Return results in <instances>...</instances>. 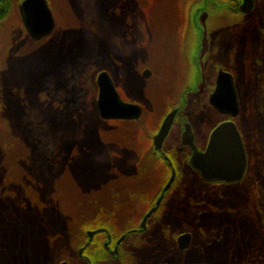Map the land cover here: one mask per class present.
I'll return each mask as SVG.
<instances>
[{
	"label": "rangeland",
	"instance_id": "374dc122",
	"mask_svg": "<svg viewBox=\"0 0 264 264\" xmlns=\"http://www.w3.org/2000/svg\"><path fill=\"white\" fill-rule=\"evenodd\" d=\"M94 1L98 11L96 15L97 25L93 27V22L88 16L91 0H54V10L59 18L61 28H63V39H60L61 42L57 43L58 46L56 48L53 44H32L22 35L14 20L10 21L1 31L0 81L2 89H0V99L4 94V84L11 86L14 83L24 84L25 82L27 88L31 90L30 86L35 83L34 89L40 94H45V102L48 105H52L53 111L60 110L61 114L64 113L67 117L69 115L67 114V108L69 107L67 102L71 101L74 111L80 115L79 121L83 124L81 129L80 126L82 124L72 118L68 126L70 129H66V133L61 131L55 137L49 132L39 133L43 135L44 141L42 144L43 152L38 153L34 157L37 163H44L45 160L51 158L52 146H54L53 148H59L66 143V145L72 147L74 145L70 142H75L76 139L81 137L82 140L79 144H74L82 149L81 152L89 150L96 131L90 128L92 125H89L90 122L88 120V115H93L89 109L92 103L90 102L92 90H88V85L86 86L83 83V77L87 75L89 80L90 76H95V66L98 68L101 66L103 68L108 67L113 70L111 78L114 80L122 98L127 99L126 93L123 91L124 86L121 84L120 58L117 53H119V48L124 42L125 31L127 32L130 28L122 25L125 22L124 17L119 12V7L113 6V1ZM137 1L146 4L148 8L153 7L155 9L157 6L168 4L167 2L159 3L158 0ZM238 2L237 12H230V9L227 10V6L223 5L222 8L216 10L215 18L208 11H205L206 14L202 11L201 18L204 20V25L197 27L200 33H198V37L196 36V42L200 43L199 50L201 53L196 59V62L199 63L195 67L201 70L199 71V81H201L202 77L203 82H205L204 86H200L201 91L209 89V83H212L214 75L216 77V73L220 69L234 76L236 84H238L237 89L243 113L241 119L245 132V135L242 134L245 137L243 138L244 145L246 146L247 154L250 155L251 152L253 157L252 159L249 156V176L254 182H251L252 184L244 182L236 188L229 189L220 187L205 189L200 182H192L191 187L194 186L195 193L202 190L208 192L203 198V202L206 205H203L199 199L202 204L201 210L196 211L195 216L197 217L193 220L187 218L186 215L190 214L188 210L178 212L180 216L186 219L178 222L177 225L173 222L172 230L174 231L175 228L184 230V224L191 226L195 224V236L191 233L193 237L192 251L184 250L179 252L178 248L179 254L174 251L173 261L171 262L173 264H264V194L259 189L264 185V0H253L252 9L248 13L242 11L243 0ZM115 3L116 1H114ZM128 19L134 25L136 24L134 17H128ZM137 19L139 21L142 19L143 21V36L151 35V38L153 36L155 39V36L160 38L165 37L167 34L165 27L159 26L160 29H158L159 24L166 23L164 22V17L158 15V12L150 14L143 8V15L138 16ZM191 29L194 30L195 28L191 27ZM187 36L193 42L194 33L191 31L189 35L187 33ZM53 43L55 44V42ZM148 45L149 49H144V54L139 59L155 63L157 69L154 66V75L149 83L145 85L148 90L136 93L139 104L145 109L144 117L135 125L130 124L129 126V128L141 129V136L143 137L142 140L136 142V160L132 163H127V168L131 166V169L126 170V172L131 176L125 179L129 180L130 185L134 186V188L139 186L141 182L143 186L151 184L154 187L162 182L166 183L169 176H171L170 171L167 172L165 167L160 164L154 167L156 172L154 169V171H151L153 168L152 162L154 161L149 157L147 159L144 157L141 169L137 165L141 158L140 153L145 154V152H149L153 148L152 135L159 130L169 106L171 104H179L180 95H189L187 94L189 91H178V85L177 89L173 90L175 88L173 87V76L172 74H165L169 73V64H165L172 61L170 60L172 57L166 53L164 55L166 59L162 63L157 64V46L155 43ZM203 45L204 48L202 47ZM199 50L198 45L195 44L192 48L193 58ZM206 52L209 58L204 60ZM146 53L147 55H145ZM106 57L111 58L107 59ZM91 59H94L93 66ZM199 60H202V65ZM179 63H181V60H179ZM179 63L176 61L175 65ZM206 65L207 68H205ZM195 67H193L194 71H197ZM86 69L89 71L88 74H84ZM177 69L178 73L182 70L183 74H177L175 79L178 78V82H187L191 71L184 76L182 64H179ZM92 70L93 74L91 75ZM190 80L196 83V72H194ZM128 90L130 89L128 88ZM192 96L191 94L190 97ZM253 97L254 106L252 108ZM189 112L192 113V111ZM251 115L254 117L255 124ZM58 117L62 121V116ZM225 117L228 116L222 115L220 117L214 115L212 121L210 120L211 124H206L205 122L206 130L214 124L213 122H218ZM248 120L255 132L253 142L248 134ZM133 137L132 139L134 140ZM123 138L126 144L125 149H130L129 138ZM107 149L109 150L110 148ZM49 150L51 152L50 157L48 156ZM104 152L105 150H100V154L103 155ZM188 178L197 179L191 172L187 162L179 170L178 182L174 184L173 192L168 196V201L173 202V205L181 194L177 193L184 185H188V182L179 180ZM145 199L141 206V210L144 209L142 212L147 209ZM215 200L217 201L216 204ZM205 208L206 212L204 211ZM141 216L133 219L132 223H139ZM197 220L202 221L197 222ZM238 224H241L242 228L236 229ZM204 231L210 237L203 233ZM210 234L214 235V240L217 243L208 247L209 243L213 242ZM177 240L178 238L176 239V244ZM205 247L207 248L205 249ZM213 249H217V251L212 254V251L209 250ZM142 250L144 251H137L136 253L147 251L143 248ZM205 251L206 260L204 262L202 260L199 261V257L203 256ZM56 263V261L52 262V264Z\"/></svg>",
	"mask_w": 264,
	"mask_h": 264
},
{
	"label": "trees",
	"instance_id": "16d2710c",
	"mask_svg": "<svg viewBox=\"0 0 264 264\" xmlns=\"http://www.w3.org/2000/svg\"><path fill=\"white\" fill-rule=\"evenodd\" d=\"M95 67L96 74L104 70L102 66ZM88 73L86 69L84 74ZM83 78L88 90H92L89 109L93 115L89 114L88 120L90 128L96 131L93 143L84 152L75 145L82 137L71 141L72 147L66 143L59 148L52 146V156L49 150L51 158L44 163L34 160L35 155L43 152L44 137L39 133L49 132L53 137L61 131L66 133L72 118L79 121L80 115L74 111L71 101L67 102V117L60 110L53 111L52 105L45 102V94L34 89L35 83L30 86L31 90L25 82L4 84L0 99V264L58 263L65 259L66 253L75 252L86 241L88 230L106 228L117 238L135 227L131 216L126 218L129 224L120 228V223L126 221L129 210L135 209L137 198L125 178L131 176L126 172L131 169V166L127 168V163L136 160L135 146L143 139L142 131L129 128L137 121L101 120L96 109L97 86L91 87L87 75ZM58 116H62V121ZM241 118L237 122L245 135ZM123 137L129 138L130 149H125ZM102 149L105 150L103 155L100 154ZM193 187L186 200L175 203V225L186 219L178 212L188 210L190 214L186 216L193 220L202 204L206 205L203 198L208 192L195 193ZM259 189L263 191V187ZM194 194L197 196H191ZM194 226L184 224V230L175 228L166 234L169 241H173L176 254L180 252L176 239L183 232L195 236ZM236 227L242 228L241 224ZM152 233L148 234L153 237L151 242L162 243L164 235ZM210 235L213 242L208 247L217 243L214 235ZM149 236L142 243H147ZM140 238L131 237L128 244L141 243ZM137 251L136 248L126 249L124 259L134 262L138 259ZM209 251L213 254L217 249Z\"/></svg>",
	"mask_w": 264,
	"mask_h": 264
},
{
	"label": "flooded vegetation",
	"instance_id": "af4514ba",
	"mask_svg": "<svg viewBox=\"0 0 264 264\" xmlns=\"http://www.w3.org/2000/svg\"><path fill=\"white\" fill-rule=\"evenodd\" d=\"M45 1L48 4V7L52 13L53 22H54L53 30L49 35H44L39 39H34V37L32 36V33L29 31L30 28L28 29L25 17L22 12V7L25 4L26 0H0V37H1V31H3L5 26L8 23H10V21L14 20L16 23V27L20 30L22 35L25 38H27V40L32 44L35 45L53 44L56 48L58 46L57 43L61 42V40L63 39V34H62L63 28H61L59 18L57 17V14L54 10V5H53L54 0H45ZM112 1H113V6L119 7V12L124 17L125 22H123L122 25L128 26L130 28L128 29L127 32L125 31L124 42L122 43L121 48H119L120 49L119 53H117L118 57L120 58L119 59L120 69L122 75L121 84L122 86H124L123 87L124 90L123 89L122 90L126 93L127 99H124L120 94L119 95L123 102L133 105H139L142 108L141 118L135 121L137 122L140 121L144 117V112H145L144 107L141 104H139L138 101L139 99L137 100L136 98V93L141 92L143 90H148L145 88V85L149 83L150 79L154 75V70H155L154 66L157 69V65L155 63L149 62L148 60L141 61L139 59L143 56L144 49H149L148 44L155 43L157 46V56H158L157 64H159L160 62L162 63L163 60L166 59L164 56L166 55V53H168L172 57V59H170L172 61L167 62L165 64V65L169 64L168 66L169 73H165V74H172L174 81L173 87H175L173 90L177 89V85H178V91L181 90L187 92L189 91V93H187L189 95H184V94L180 95L179 104L176 105L171 104L167 112L164 114V117L162 119V124L166 119V117L171 112L178 110L173 127L170 131L168 138L164 143L162 152H157L155 150L154 142H153V136L158 134L162 126L161 124L157 133L152 135L153 148L151 149V151L145 152V154L140 153L141 158L139 159L138 165L136 163V165L139 166V168L141 169V165L144 157L145 159L149 157L151 158V160L154 161L152 162L153 168L151 169V171H154L155 170L154 167L160 164L165 167L167 172L170 171L171 176L172 173L175 171L176 179L173 185L171 186V188L169 189V191L165 194V197L159 209L150 218L146 220L145 228H142V223L145 217L149 214V212L156 206V203L158 199L162 196L163 191L168 185L171 176H169V179L166 183L162 182L160 185H156L154 187H152L151 184L149 185L147 184L143 186L142 182L139 184V186L135 188L134 186H132L133 193L137 198L135 200L136 202L134 206L135 209L134 211L129 210L127 217L124 218L126 221L120 223V228L130 223V221H127L126 219L129 218V216H131L130 218L136 219L137 216L140 217V215H142L139 223L133 222V224L135 225L134 228L127 230L125 233H122L117 238H113V234L111 233V231H109L106 228H100L97 230H88L85 232L86 241L75 252L66 253L65 259L60 260L57 264H63L65 262L69 264H173L171 262L173 261L174 243L171 240H170L171 242L169 241V239L166 237V234L169 231H171L173 222L175 223L177 213H175L176 202L173 205V202L171 203L168 201V196L171 192H173L174 184L178 182L179 170H181V168L188 162L191 172L197 177V179L188 178V179L179 180L181 182H188V185L187 186L184 185L183 188L180 189V191L177 193V194L181 193L179 198L177 199L180 201H184L187 199L188 193L191 191L190 187L192 182H200L205 187V189L212 187L229 189V188H236L244 182H248V183L254 182V180L251 179L249 176L250 174L249 156L253 159V157L251 156V152L250 155H248L246 151L248 167H247L246 175L242 180L232 183H208L201 177L198 171L192 168L190 161L193 156V150L189 146L183 144V134L185 132V126L187 124L190 125L192 128V132L194 135L193 142L196 148L200 152L206 151L212 132L221 123L233 120L238 126V129L240 131L237 120L243 114L242 108L240 115L236 119H230L229 117L221 118L218 122H213L214 124H212V126H210L206 130L205 128L206 124L207 123L211 124L212 117H214V115L215 116L218 115L222 117V114H220L215 108H213L210 105V97L216 89L217 77L219 72L225 70L220 69L218 70L217 73L215 71L216 77L214 75V80L212 81V83H209L210 84L209 89L207 88V91L205 89L201 91L200 86H204L205 82H203L202 77H201L202 82L199 81L200 79L199 71L201 70H199L200 68L198 69V67H195V65L197 66V63H199L196 62V59L199 57L201 53V51L199 50L200 43L199 42L196 43L197 40L196 36L198 37V33H200V31L195 27L196 26L200 27L204 25L203 24L204 20L202 18L198 19V17L201 16L202 11H204L205 14H206L205 11H208L214 18L216 16V10L218 8H222L223 5L227 6L228 8L227 10L230 9V12L231 11L237 12L239 5L238 1L240 0H158L159 3L167 2L168 4L157 6L156 9L153 7L148 8L146 4L139 2L137 0H132V2H130V0H109V2ZM114 1H116L115 4ZM89 5L90 6H89L88 16L91 18L94 27V25H97L96 15L98 10H96L97 7L95 5L94 0H91V3ZM197 7L199 8V10ZM143 8L144 10L150 12V14H154L158 12V15L164 17V22L166 23L159 24L158 29H160L159 26L165 27V30L167 31L165 37L158 38L155 36L154 39L153 36L151 38V35L143 36V21L142 19H140L141 21L140 22L137 19L138 16L140 17L143 15ZM193 8H197V11L191 12ZM110 10L113 11L112 9ZM128 17L131 18L134 17L136 24L134 25V23H132L128 19ZM191 27L192 28L194 27L195 29L192 30ZM191 31L192 33H194L193 42L191 41L190 37L188 38L187 36V33L189 35V32ZM1 41L2 40L0 39V43ZM53 42H55V44ZM195 44L198 45L199 51L196 52L197 54L195 53L196 56L193 58L194 53H192V48L194 47ZM202 47L204 48V45ZM145 55H147V53ZM106 58L110 59L111 57L110 58L106 57ZM208 58L209 57H207V52H206L204 56V60ZM179 60H181V63H179ZM176 61H178L179 64H182L184 68V76L187 75L189 71H191L190 75L188 76L189 79L187 82L184 81L178 82V78L175 79V76L177 74L178 75L183 74L182 70L181 72L178 73L177 68L179 64L175 65ZM199 61L201 62L202 65V60ZM91 64L92 66L94 65V59H91ZM193 67L197 68V71H194ZM205 68H207V65L205 66ZM186 69H187V73H186ZM162 70L164 69L162 68ZM202 70H203V66H202ZM112 71L113 70L111 68L105 67L104 70L100 71L98 74H95L94 76L92 75L93 74L92 73L93 70H92L91 71L92 76H90L89 78V82L90 84H92L91 87H93L94 84H96L98 89L97 80L100 73L107 72L111 77ZM146 72H150V74L147 76ZM194 72L197 73L196 83L194 81L191 82L190 80V78L193 77ZM112 81L116 88L113 79ZM234 81L237 89L238 84H236L235 78ZM0 87H1V81H0ZM128 88L130 90H128ZM129 92L131 93L129 94ZM98 93H99V89H98ZM191 94L193 95L192 97H190ZM238 97H239V92H238ZM97 99H98V94H97ZM239 101H240V97H239ZM253 106H254V97L252 99V108ZM96 109H97V100H96ZM189 111H192V113H190ZM251 116H252V121L254 123V117L253 115ZM99 118L103 120L100 116ZM103 121L109 122V121H121V120H103ZM249 126L250 124L248 120V124H247V128H249L248 134L253 142L255 132L252 124L250 127ZM133 138H135V136ZM242 138H244L243 135ZM189 182L191 183L189 184ZM140 187H142V189H140ZM192 189H194V187ZM262 193L264 194V185H263ZM144 199L146 201L145 203H147L146 205L147 209L144 212H142L144 209L141 210L142 208L141 206L143 205L142 202H144ZM151 232H153L154 234L161 233V235H164L161 236L162 243L151 242L153 237L148 235ZM88 233H92V235L89 236ZM186 233H190V232H183L182 234L179 235V237ZM146 236H149L148 237L149 241L147 243L141 242L138 244H131V245L128 244V240L131 237H141L140 241H142ZM192 242H193V237H192ZM129 248H136L139 251H144L142 250L143 248L147 251L136 253L135 255L138 257V259H136L133 262V261H129L128 259H124L125 250ZM191 249H192V245L189 249H187L188 252H190ZM201 260L202 262L205 261L204 255L199 257V261Z\"/></svg>",
	"mask_w": 264,
	"mask_h": 264
},
{
	"label": "water",
	"instance_id": "95a60500",
	"mask_svg": "<svg viewBox=\"0 0 264 264\" xmlns=\"http://www.w3.org/2000/svg\"><path fill=\"white\" fill-rule=\"evenodd\" d=\"M252 6L253 0H243L242 11L248 13L251 11ZM197 8H193L191 12H196ZM22 12L34 39L49 35L53 30L52 13L45 0H26ZM200 18L201 16L198 17V19ZM195 28L198 29L197 26ZM149 74L150 72H146L147 76ZM97 85L99 89L97 111L103 120L135 121L141 118L142 108L139 105L122 101L107 72L100 73ZM210 105L220 114L226 115L230 119H236L240 115L241 105L234 77L231 74L225 71L219 72L216 89L210 97ZM177 113L178 110L171 112L164 120L158 134L153 136L154 147L157 152H162ZM193 140L192 128L187 124L183 134V144L193 150L190 164L206 182L232 183L244 178L248 167L247 154L242 135L233 120L223 122L214 129L205 152H200L194 145ZM175 179L176 173L174 171L156 206L145 217L142 228H145L146 220L159 209L165 194L169 191ZM88 235L90 236L92 233H88ZM177 245L180 251L189 249L192 245V235L190 233L181 235L177 240ZM63 264L69 263L65 262Z\"/></svg>",
	"mask_w": 264,
	"mask_h": 264
},
{
	"label": "bare ground",
	"instance_id": "6f19581e",
	"mask_svg": "<svg viewBox=\"0 0 264 264\" xmlns=\"http://www.w3.org/2000/svg\"><path fill=\"white\" fill-rule=\"evenodd\" d=\"M155 172H156V170H155Z\"/></svg>",
	"mask_w": 264,
	"mask_h": 264
}]
</instances>
